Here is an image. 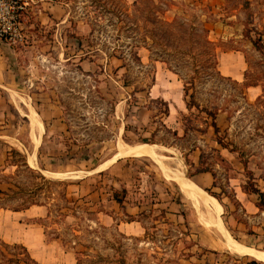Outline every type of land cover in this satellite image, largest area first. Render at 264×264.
<instances>
[{
  "label": "rangeland",
  "instance_id": "1",
  "mask_svg": "<svg viewBox=\"0 0 264 264\" xmlns=\"http://www.w3.org/2000/svg\"><path fill=\"white\" fill-rule=\"evenodd\" d=\"M152 1L175 21L168 51L130 37L148 33L150 0H34L20 17L22 39L0 41V209L45 206L38 227L19 216L39 233L35 251L25 246L38 263L68 255L73 264H172L183 237L167 221L171 203L182 235L209 239L215 230L233 259L232 242L264 253V204L252 213L234 194L246 172L264 194V1L186 0L185 14L179 0ZM124 7L128 16H117ZM224 54L228 63L242 57L237 78L221 73ZM170 55L174 71L160 61ZM125 146L155 151L132 158L121 155ZM118 147L122 158L101 167ZM200 155L212 175L196 177ZM114 188L142 204L140 238L104 230L91 210L90 194L106 199ZM193 189L215 204L219 226L204 224Z\"/></svg>",
  "mask_w": 264,
  "mask_h": 264
},
{
  "label": "crops",
  "instance_id": "2",
  "mask_svg": "<svg viewBox=\"0 0 264 264\" xmlns=\"http://www.w3.org/2000/svg\"><path fill=\"white\" fill-rule=\"evenodd\" d=\"M179 1L185 5L189 4L192 6L193 4V3L186 2V0H179ZM217 1L221 2L218 4L220 5V4H223L226 0H217ZM250 1H251L250 6H252V2L254 0H250ZM260 1L263 2L264 0H260ZM225 56L226 54H224L221 57L223 58L221 59L222 60V64L220 67L221 73L227 77L237 78L235 76H238L239 72H241L242 70L241 68L242 65L240 61L241 60L240 58L242 57H237L234 63L233 62L228 63L227 62L228 60L226 59ZM156 84H157V81L156 79H154L151 89ZM119 152H120V147H118L117 153L111 159L106 161L101 167L106 166L109 163L122 158L121 156L116 158V155ZM143 156H147V155H143ZM132 158H137V157H132ZM4 164H7L6 159H4V161L2 162L0 161V165H4ZM170 173H173V172H170ZM204 173H208V172H204ZM198 174H201V173H198ZM198 174H196V177ZM172 181L175 183H179L175 180H172ZM122 183L128 184V180L123 178ZM184 186L186 188V185ZM117 190H121V189L114 188L113 190L110 191V194L107 195L106 199H103L102 197L100 198L99 197L100 195L98 194V192H94L90 194L89 197L91 198L92 201H94L93 203H91V205L95 207L94 210L93 208L91 210L95 213L96 218H98V221L100 222L99 224L103 226L104 230H107L113 227L116 230V232L119 233V235H124L130 238H140L144 231L142 228V225L140 224L138 220L139 216L143 213L142 204H140L139 202L133 201L132 199L130 200L126 195L124 196L122 195L123 197L119 199L120 202H117L116 200L113 199V193ZM234 194L236 198L238 199V201L241 203L243 209L245 210L250 209L252 210V213L259 212L258 211L259 209L256 207V198L252 197V195L243 193L240 190L239 186L237 189L234 188ZM239 196L244 198L245 204L243 203V201L239 199ZM188 198L190 199L189 195H188ZM219 203L220 202L218 201V204ZM171 206L172 207H170L169 211L166 213L167 221L168 222L173 221L174 223L172 224H174V226L172 228L174 227L178 228L179 237H183V239H180V238L176 239V243L173 244V247H175L174 252L177 251V253L174 254V257L176 256V258L172 264H246L249 262H256L259 264H264L256 260H251L247 258L246 255H241L239 253H236L235 251H234V259L230 258L228 255L225 254V252L228 249L225 247L222 239L219 237V235L217 234L215 230H212L213 231L212 237H210L209 239H207L206 233L201 232V231H198L196 235L195 234L182 235L180 231H182L184 226L183 228L182 226H180L181 215L172 213L171 211H174L173 203H171ZM19 216L25 219H28V220L33 219L35 227H38L39 225L38 222L45 219L47 217V214L45 213V206L42 204L32 205V206L19 209V210L1 208L0 209V244H6V245H11V246L19 245V246L24 247L25 249H26L25 246L27 245V247L32 248L33 251H35L37 244H39L38 236H37L39 233L35 229L34 234H33L30 229V226L25 225L24 222L19 219ZM120 216L123 218H121ZM172 224L170 225L172 226ZM235 228L239 233L241 232L240 230H242L238 226V224H236ZM223 245H224V248L223 247L221 248L220 246H223ZM59 247L60 246H58V248ZM243 247H247V246H243ZM26 251L28 252L27 249ZM174 252L172 251V253ZM54 253L56 254L55 251ZM74 257L72 256L69 257L67 255L64 258L62 256V258L60 257V261L58 264H73ZM51 259L49 260L48 257L46 258V256H41V259L39 257L40 263H38L37 261L36 262L38 264H56L54 262V258H51Z\"/></svg>",
  "mask_w": 264,
  "mask_h": 264
},
{
  "label": "trees",
  "instance_id": "3",
  "mask_svg": "<svg viewBox=\"0 0 264 264\" xmlns=\"http://www.w3.org/2000/svg\"><path fill=\"white\" fill-rule=\"evenodd\" d=\"M124 1V0H123ZM171 4L174 5L173 2H171ZM147 11H146V16L144 17L143 24L148 28V33L142 37L139 38H135L134 36H130L132 37L133 42H136L135 47H138V45L141 43H143V47L147 48L149 51H154V48L159 45V46H163L164 49L163 51H168L167 47L169 45H167V40L171 37L170 34V29L169 27H172L173 25H175V21L173 19H171V21H168V17L166 15H164L167 11H169L170 7L165 6L162 7L161 4H154V2L152 0H150V3H148L147 6ZM191 8V5H185V4H181V8H182V13L185 14V10L186 8ZM119 10H116V15L119 16L120 14H122L124 17L128 16L126 7H124V10H122L121 12H118ZM119 24L120 25H124L125 28L128 30L130 28L131 23H127L126 20L124 19H120L119 20ZM189 29H191V35H195L194 31L196 30V28L194 26H190ZM195 29V30H194ZM197 36H194V38L196 39ZM191 39H193L191 37ZM207 42V41H206ZM78 48H80V44L78 45ZM191 50V49H190ZM155 52V51H154ZM173 55V54H171ZM171 55L169 57H165V56H161L160 57V61L165 63L167 65V67L174 71L172 68V63H174V59L171 60ZM156 60V59H155ZM176 73V72H174ZM184 92V91H183ZM212 116V123H211V127L213 128V132L217 133L219 131L218 127L216 126V124L214 123V115H210ZM216 143L223 149H227L226 145L222 142V139L217 137L216 138ZM230 151V150H229ZM232 152V151H230ZM203 162H202V155L199 156V167L200 169L196 172V174L198 173H204V172H208L212 175L211 171L208 169H203L202 168ZM247 178H248V186L246 184H240L239 188L240 190L248 195H258L259 197V201L256 203V207L258 209L262 208V204H264V194L259 191V189L256 188V186L252 183V174L250 172H246ZM0 194H2L0 192ZM214 198H216L219 202H220V198L216 195L213 196ZM113 199L116 200L117 202L119 201L118 198V192L115 191L113 193ZM33 205V204H32ZM29 206H25L23 208H26ZM21 208V209H23ZM14 210H18V209H14ZM4 249H8V251L10 252V256L8 257L6 254H4L2 251H0V264H21V263H28V264H38L36 261H34L29 253L26 251V249L22 246L19 245H6V244H1ZM17 251V252H15Z\"/></svg>",
  "mask_w": 264,
  "mask_h": 264
},
{
  "label": "bare ground",
  "instance_id": "4",
  "mask_svg": "<svg viewBox=\"0 0 264 264\" xmlns=\"http://www.w3.org/2000/svg\"><path fill=\"white\" fill-rule=\"evenodd\" d=\"M21 102H22V100H21ZM33 119H34V115L31 116L32 125L35 124L37 126L38 136L40 137V135L43 133V127L40 123L37 122L38 120L34 119V121H33ZM35 143H36V145L38 144L37 138L35 140ZM154 149H155L154 147L149 146L145 149L133 150V149L129 148L128 146H125L122 149V152H121L122 154L119 153L116 156V158L123 155V154L131 156V157H137V156H142V155L149 156L151 153H153L155 151ZM172 175H171V173H168V174H166L165 177L167 180L171 181V180H173L172 177L174 176V175L173 176ZM179 175H180V178H178V179H181L183 176L181 175V173H179ZM189 195H190V198L193 201L195 207L197 208V211L199 213L198 215L203 217L204 224L206 226H210L211 228H214L215 226H219L218 225L219 220H218V216H217V210H216V207L214 206L215 204H212L205 196L202 195V193L198 192L195 189L190 190ZM230 246L236 253H239L241 255H250L251 257H253L258 262L264 263V253H259V252L250 250V248L242 247V246L235 244L233 242L230 244Z\"/></svg>",
  "mask_w": 264,
  "mask_h": 264
},
{
  "label": "built area",
  "instance_id": "5",
  "mask_svg": "<svg viewBox=\"0 0 264 264\" xmlns=\"http://www.w3.org/2000/svg\"><path fill=\"white\" fill-rule=\"evenodd\" d=\"M33 3V0H0V41L16 42L22 39L20 17Z\"/></svg>",
  "mask_w": 264,
  "mask_h": 264
}]
</instances>
